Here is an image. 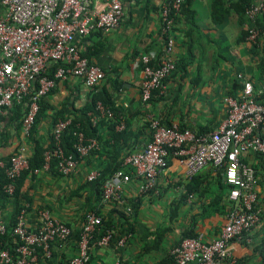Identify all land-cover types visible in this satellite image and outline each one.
<instances>
[{
    "label": "crops",
    "instance_id": "obj_1",
    "mask_svg": "<svg viewBox=\"0 0 264 264\" xmlns=\"http://www.w3.org/2000/svg\"><path fill=\"white\" fill-rule=\"evenodd\" d=\"M104 4L107 0H93ZM168 0L126 2V17L112 29L98 30L83 38L80 48L92 62L106 71V78L89 89L81 78L60 81L42 99L44 115L33 137L23 133L22 118L14 110L2 115L0 126V158L7 159L20 145L32 157L37 141L49 147L56 119H71L89 104L93 91L105 90L121 114L124 136L112 137L108 124H97L100 147L81 158L79 168L70 175L58 170H29L21 186V199L29 204L27 223L35 227L40 211L48 208L53 215L82 230L89 214L95 213L113 221L117 231L132 237L127 246L115 242L91 250V264H171L172 250L185 236L205 233L208 239L218 236L233 203L222 169L206 166L197 176V189L188 193L193 180L186 164L174 154L169 167L159 173L157 188L142 193V177L128 165L130 183L124 185L121 197L103 204L88 187V175L111 163L144 149L152 139L150 123L159 119L164 124H178L208 133L227 117L225 98L237 96L242 88L240 72L258 84L264 82L260 62L264 56V38L259 45L247 40L249 21L234 9L221 21L214 15V0H193V21L185 17L176 23L174 58L177 68L165 81V88L144 101L141 92L142 73L132 69L134 61L150 51L163 54L165 40L161 9ZM233 0H227L229 3ZM256 1V0H255ZM219 16V17H218ZM264 23V20H263ZM155 61V60H154ZM244 160L257 172L258 206L261 222L254 229V242L232 241L237 264H264V156L249 152ZM4 217L16 211L13 199L1 204ZM124 234V235H125ZM78 253V239L52 245V256L40 254L39 264H68Z\"/></svg>",
    "mask_w": 264,
    "mask_h": 264
},
{
    "label": "built area",
    "instance_id": "obj_2",
    "mask_svg": "<svg viewBox=\"0 0 264 264\" xmlns=\"http://www.w3.org/2000/svg\"><path fill=\"white\" fill-rule=\"evenodd\" d=\"M136 1L107 0L99 5L93 0H0V122L5 112L18 104L24 105L22 127L24 135L29 136L40 112L41 100L60 81L78 77L89 89L100 85L106 78V71L83 54L80 42L95 31L118 27L126 17V2ZM183 2L173 0L162 6L163 54L158 56L150 51L133 63L132 69L142 73L144 101H149L155 91H162L165 81L177 68L174 58L176 15ZM246 15L249 21L247 40L259 45L264 32L257 22L264 16V0L251 4ZM154 60L156 64H153ZM238 78L242 82L240 93L225 98L227 117L217 129L199 133L153 119L151 141L144 149L125 158L124 165L134 169L143 179L142 193L156 190L157 177L169 167L171 154L187 165L191 176L208 165L223 171V180L229 187L233 203L225 224L214 239H208L202 232L183 239L172 250L171 264H237L232 241L254 242V229L261 222L257 172L253 165L244 162V156L249 152L264 155V82L258 84L246 72H240ZM114 117L112 109L101 101L97 103L94 124ZM71 123L72 120L67 119L54 125V144L45 152L43 168L50 169L56 158L59 172L70 175L78 170L81 158L99 149L97 139L88 138L80 131L76 132L78 140L75 144L79 158L66 153L62 137ZM118 127L123 129L125 124L121 122ZM30 159L28 148L20 145L11 156L0 160V168L9 180L4 186L9 195H14L17 180L30 168ZM100 174L99 169H94L88 180H95ZM131 179V172L124 168L116 170L103 185L101 202L108 204L119 199L124 185ZM28 207L25 203L13 229V234L19 238L16 253L2 247L0 238V264H39L41 253L50 257L54 243H64L74 236L75 228L55 217L48 208L40 211L39 223L30 227ZM102 222V216L88 215L78 239V253L68 264H91L93 244H110L113 236L110 230L95 241ZM5 232L6 224L0 209V235ZM131 237L130 233L123 235L118 245L127 246Z\"/></svg>",
    "mask_w": 264,
    "mask_h": 264
},
{
    "label": "trees",
    "instance_id": "obj_3",
    "mask_svg": "<svg viewBox=\"0 0 264 264\" xmlns=\"http://www.w3.org/2000/svg\"><path fill=\"white\" fill-rule=\"evenodd\" d=\"M172 1L173 0H168L167 4H170ZM257 1L258 0H256V1L255 0H233V1H230L228 3L227 0H214V6H213L214 15L220 16V17L218 16L219 18H218V20L216 19V21H221L222 20L221 17H223L225 14H229L232 9L238 11L240 13L241 17H244L248 20V17L246 15V9L251 4H253ZM192 2H193V0H184V2L182 3V7H181L179 15H176V21H179L183 17H185L188 22L193 21V11L191 9ZM263 20H264V16L258 19L257 25L264 32ZM246 35H248V32ZM84 55L91 57L90 54L87 52H86V54L84 53ZM153 64H156V61H153ZM260 68H261L262 73H264V56L261 59ZM158 91H155V92H158ZM110 97H111V95H109L105 90L93 91L90 102L87 105V107L80 114H75V116L72 118L71 125L63 133L62 146H63L66 153H68V154L73 153L79 158V153L77 152V150L75 148V144L78 140V136H77L76 132L81 131L88 138H95L98 141L101 140L98 136L99 127H98V125L94 124V114L97 113V103L99 101H101L106 107L112 109L114 111V115H115V117L111 118V119H102L99 124H101V123L102 124H108L109 128L111 129L112 134H113L112 137L116 138L118 136H124V134L126 133L125 129L121 130V131L116 129L117 126L122 121L121 120V114L116 110V108L114 106V102ZM40 105H41L40 112L38 114V117H37V119L33 125V128L30 132V135H29V136H31L32 139H34V137H33L34 131L37 128V125L40 122L41 117L44 115V104H43L42 100L40 102ZM12 109L14 110L15 116H20V117L23 116L24 117V114L26 112V107L24 105L18 104L16 106H14ZM67 119L68 118H66L62 115L61 119H56V122L54 123V125L59 120H67ZM165 125L171 126L172 123L165 124ZM181 127H183V126H181ZM199 133H202V132H199ZM53 144H54L53 143V135H52L51 144L48 148L44 147L43 145H41L37 141L35 152L30 159V168L27 169L26 171H24L22 173L21 177L17 180L16 191H15L14 195H9L5 191L4 186L9 182V180H8L4 170L2 168H0L1 204H5L8 202L9 199H13V201L15 203V207H16V211L13 214V216H11V218L8 219V218L4 217V222L6 224V232L4 234H1L0 238L2 241V247L9 249L14 254L16 253V248H17L18 243H19V238H17L13 234V229H14L15 225L17 224L18 215L20 214V212H21V210L25 204V201H22V199H21V186L24 182L25 175L27 174V172L29 170L34 171L37 168L43 167V165L45 163V152L47 149L51 148L53 146ZM95 151H97V149L92 151V152H95ZM257 154L262 155L260 153H257ZM0 160H1V158H0ZM124 161H125V159L119 160L115 163H111L109 166L104 167V169H100V172H101L100 176L98 178H96L95 180L88 181L89 183L87 184V186L91 187L93 189V191H95V193H97V195L99 196L100 202L102 200L103 185L105 184L106 180L109 179L111 177V175L116 170H118L119 168H124ZM244 162H245V160H244ZM57 163H58L57 159L56 158L53 159L50 169L59 171ZM126 171H128V170H126ZM128 172H130V171H128ZM197 185H198L197 184V176H194L192 182L190 183V186L188 187V193L192 192L194 189H197ZM108 230L112 231V233H113V236H112L110 243L115 242V244L118 246V248L122 247V246L118 245V241L125 234V232L121 231V230L120 231L115 230V228L113 226V221L105 220L104 218H103L102 224L98 228L95 241L98 238H100L103 234H105ZM80 234H81V230L77 231V229H76L73 238L77 237V239H79ZM195 236H197V234L185 236L183 239H185L187 237H195ZM120 249H122V248H120ZM51 256H52V254H51Z\"/></svg>",
    "mask_w": 264,
    "mask_h": 264
}]
</instances>
